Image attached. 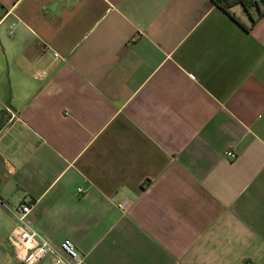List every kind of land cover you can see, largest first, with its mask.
I'll use <instances>...</instances> for the list:
<instances>
[{
  "label": "crops",
  "instance_id": "0c3cea01",
  "mask_svg": "<svg viewBox=\"0 0 264 264\" xmlns=\"http://www.w3.org/2000/svg\"><path fill=\"white\" fill-rule=\"evenodd\" d=\"M263 11L0 0V264L23 204L85 264H264Z\"/></svg>",
  "mask_w": 264,
  "mask_h": 264
},
{
  "label": "built area",
  "instance_id": "2783aa9c",
  "mask_svg": "<svg viewBox=\"0 0 264 264\" xmlns=\"http://www.w3.org/2000/svg\"><path fill=\"white\" fill-rule=\"evenodd\" d=\"M252 3L258 0H250ZM55 55V58H58ZM40 75V74H39ZM9 116V122L17 118L10 107H4L3 112ZM1 135V134H0ZM225 157L228 161H235L237 154L226 151ZM78 194L83 193L78 190ZM34 205L23 204L12 210L16 220V227L8 238V245L12 249L15 259L21 264H85V258L81 256L75 245L70 240H65L60 246H54L50 241L36 231L29 221V216ZM127 203L122 209H127Z\"/></svg>",
  "mask_w": 264,
  "mask_h": 264
},
{
  "label": "trees",
  "instance_id": "16d2710c",
  "mask_svg": "<svg viewBox=\"0 0 264 264\" xmlns=\"http://www.w3.org/2000/svg\"><path fill=\"white\" fill-rule=\"evenodd\" d=\"M219 9H221L223 12L231 16L234 20L237 21V19L232 15L231 9L234 7V5H242L246 9L252 6H258L259 4L264 5V0H258L259 2L252 3L250 0H211ZM264 14V11H263ZM262 14V15H263Z\"/></svg>",
  "mask_w": 264,
  "mask_h": 264
}]
</instances>
